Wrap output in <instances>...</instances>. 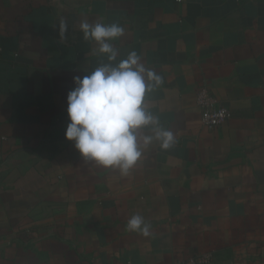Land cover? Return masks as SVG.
Listing matches in <instances>:
<instances>
[{"label": "crops", "instance_id": "1", "mask_svg": "<svg viewBox=\"0 0 264 264\" xmlns=\"http://www.w3.org/2000/svg\"><path fill=\"white\" fill-rule=\"evenodd\" d=\"M85 19L123 26L116 62L135 50L163 78L145 102L177 142L141 140L126 175L65 137L74 77L108 63ZM200 86L230 110L213 129ZM136 214L151 236L127 229ZM200 256L264 264V0H0V264Z\"/></svg>", "mask_w": 264, "mask_h": 264}, {"label": "clouds", "instance_id": "2", "mask_svg": "<svg viewBox=\"0 0 264 264\" xmlns=\"http://www.w3.org/2000/svg\"><path fill=\"white\" fill-rule=\"evenodd\" d=\"M67 25L60 23V35L64 37ZM85 40L98 44L97 51L107 57L83 77H74L75 87L67 94L65 137L74 142L75 149L85 160H93L104 167L119 168L128 174L142 158L143 148L158 141L167 150L176 144V136L165 128L158 116L149 111L146 95L163 83V78L147 68L135 50L117 61L118 50L113 41L125 33L118 23H80ZM116 62V63H113ZM150 127L152 135L141 137L139 130ZM131 232L151 236V225L139 214L127 222Z\"/></svg>", "mask_w": 264, "mask_h": 264}, {"label": "built area", "instance_id": "3", "mask_svg": "<svg viewBox=\"0 0 264 264\" xmlns=\"http://www.w3.org/2000/svg\"><path fill=\"white\" fill-rule=\"evenodd\" d=\"M195 98L201 122L206 128L213 129L223 124L230 117V110L218 101L208 87L200 86L197 88ZM208 259V256H200L190 258L183 264H207Z\"/></svg>", "mask_w": 264, "mask_h": 264}]
</instances>
